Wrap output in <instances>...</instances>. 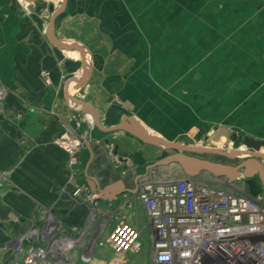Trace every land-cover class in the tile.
<instances>
[{"label":"crops","instance_id":"obj_1","mask_svg":"<svg viewBox=\"0 0 264 264\" xmlns=\"http://www.w3.org/2000/svg\"><path fill=\"white\" fill-rule=\"evenodd\" d=\"M46 2L35 0L29 10L21 0H0V264H20L14 245L29 229L38 232L34 244L48 243L42 214L67 235L85 229L71 250L74 264L112 259L98 241L120 216L141 241L125 264H153V232L136 185L150 169L164 178L178 167L153 166L165 150L124 129L114 139L117 165L105 153L107 128L135 122L176 142L187 134L211 139L218 125L264 139V0H59L43 13ZM50 29L82 47L84 57L57 47ZM86 62L87 79L78 85ZM69 101L99 119L78 155V181L99 195L94 211L71 196L67 154L55 142L73 112ZM53 253L43 264H63Z\"/></svg>","mask_w":264,"mask_h":264},{"label":"built area","instance_id":"obj_2","mask_svg":"<svg viewBox=\"0 0 264 264\" xmlns=\"http://www.w3.org/2000/svg\"><path fill=\"white\" fill-rule=\"evenodd\" d=\"M40 75L46 84L50 83L47 70L40 71ZM4 93L0 86V100ZM69 104L74 111L55 142L67 154L71 196L79 197L94 211L99 195L77 179L78 155L85 143L93 142L89 131L94 123L88 114L78 111L76 104ZM115 134L112 133L110 142H106V152L119 163L112 143ZM218 179H223L234 191L195 182L193 177L183 174L179 178L169 175L159 178L153 169L139 179L135 197L142 203L152 228L153 264H264L262 193L250 195L239 177ZM42 215L41 232L48 243L34 244L32 241L38 232L27 230L14 245L17 263L43 264L50 260L48 255L55 249L53 254L63 264H74L71 250L79 244L85 229L72 227L78 234L67 235L49 215ZM53 233L69 244L67 250L53 246ZM89 243L94 241L88 242L87 246ZM98 244L109 245L113 252L112 259L106 264H125L127 255L141 248L138 229L128 224L123 216L116 218L107 236Z\"/></svg>","mask_w":264,"mask_h":264},{"label":"water","instance_id":"obj_3","mask_svg":"<svg viewBox=\"0 0 264 264\" xmlns=\"http://www.w3.org/2000/svg\"><path fill=\"white\" fill-rule=\"evenodd\" d=\"M28 4V9L33 10L30 6L31 2L35 0H24ZM53 4L48 5V11L53 12ZM57 14V11L53 13ZM49 39L59 48L69 49L74 48L79 50L84 57L83 48L77 43L72 42L69 44L63 43L57 40L50 29ZM83 76L78 79V85H83L87 79L89 73V66L87 62L84 64ZM76 105L82 106L81 110L83 113H90L91 118L99 125V119L96 115L88 109L84 103L81 101H75ZM119 129H124L130 135L135 138L141 139L142 141L156 145L163 150H173L172 153L166 154L164 157L159 159L154 165H168L176 164L181 172L188 177H194L201 172H205L213 177H227L235 178L241 176L244 179L246 190L250 195H256L257 193H262L264 197V153L261 151L264 149V139H255L249 135H242L240 138L235 131L224 126L214 125L212 127L213 135L211 136L212 141H218L221 137H224L225 142H235L239 138L242 151H226L223 149H218L216 147H204L185 144V142H169L152 135H149L144 129L138 126L135 122H132L130 126L125 125V123H119L112 127H108L107 130L110 132H116ZM239 152L246 155L244 159L240 160L235 165L215 162L203 158H199L189 153L197 154H217L229 158H235L239 156ZM90 186L91 183H89Z\"/></svg>","mask_w":264,"mask_h":264},{"label":"rangeland","instance_id":"obj_4","mask_svg":"<svg viewBox=\"0 0 264 264\" xmlns=\"http://www.w3.org/2000/svg\"><path fill=\"white\" fill-rule=\"evenodd\" d=\"M47 3V2H46ZM53 4V7L56 8V5L59 4V0H50V2L47 3L48 4ZM46 4L43 5V10L42 12L45 13V11L47 10L48 12V9H47V5L45 6ZM41 12V11H40ZM45 16V15H44ZM82 97L81 94H76L73 98H77L80 100V98ZM238 111L237 108H235V111L233 110L232 111V115H237V113L234 114V112ZM231 115V114H230ZM238 134V137L240 138L242 135L240 133H237ZM203 133L199 134L196 138H192V139H189L187 137H191V134H187V137L181 139L180 142H185V144H189V145H196V146H204V147H216V148H219V149H223V150H228V151H239L242 149L241 147V143H240V140L239 138L237 139L236 142H228L226 143L225 142V139L224 137H221L218 141L214 142L209 138H203ZM110 142V141H109ZM112 143L115 145V141L113 140ZM229 146V147H228ZM106 143L104 144V149H105V153L107 155V152H106ZM263 153H264V149H262ZM173 150H165L164 151V154H168V153H172ZM190 155H193V156H196V157H199V158H203V159H207V160H211V161H215V162H226V163H234L235 160L237 159H230L229 157H224V156H220V155H216V154H197V153H189ZM107 157H109L107 155ZM110 158V157H109ZM111 159V158H110ZM117 165H119V163H117ZM170 177L172 178H179V177H182V173H180V171L178 169H176L174 172L172 171L170 174H169ZM206 176L208 175H203L201 176V174L193 177V180L195 182H200V183H205V184H208V185H211V186H214V187H218V188H221V189H224L226 191H234L231 186H229L223 179H217V178H211L209 176V178H206ZM236 185H239V183H236ZM48 216V215H47ZM141 258V255H137Z\"/></svg>","mask_w":264,"mask_h":264},{"label":"bare ground","instance_id":"obj_5","mask_svg":"<svg viewBox=\"0 0 264 264\" xmlns=\"http://www.w3.org/2000/svg\"><path fill=\"white\" fill-rule=\"evenodd\" d=\"M229 147V146H228ZM242 151V150H240ZM239 155H243L242 152H239ZM58 234L53 233L51 236L53 238L52 244L55 248H58L60 250H67L69 248V244L65 241H63L62 239H60L58 236ZM89 249L92 248V244L87 246ZM88 249V250H89Z\"/></svg>","mask_w":264,"mask_h":264},{"label":"flooded vegetation","instance_id":"obj_6","mask_svg":"<svg viewBox=\"0 0 264 264\" xmlns=\"http://www.w3.org/2000/svg\"><path fill=\"white\" fill-rule=\"evenodd\" d=\"M236 142V141H235ZM230 159H234V158H230ZM235 161H237V160H235ZM233 164V163H232Z\"/></svg>","mask_w":264,"mask_h":264}]
</instances>
